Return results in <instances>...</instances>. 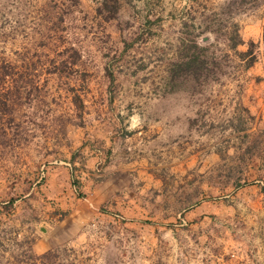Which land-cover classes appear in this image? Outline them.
Masks as SVG:
<instances>
[{
    "label": "rangeland",
    "instance_id": "rangeland-1",
    "mask_svg": "<svg viewBox=\"0 0 264 264\" xmlns=\"http://www.w3.org/2000/svg\"><path fill=\"white\" fill-rule=\"evenodd\" d=\"M0 264H264V0H0Z\"/></svg>",
    "mask_w": 264,
    "mask_h": 264
},
{
    "label": "trees",
    "instance_id": "trees-1",
    "mask_svg": "<svg viewBox=\"0 0 264 264\" xmlns=\"http://www.w3.org/2000/svg\"><path fill=\"white\" fill-rule=\"evenodd\" d=\"M107 2H108V0H103V3L106 4ZM117 9H118V5H117V2H115V4L112 7V15H114L116 13ZM235 35L238 36L236 30H235ZM239 42H241V38H239V36H238V38L236 39V43H239ZM193 43H194L195 46H199V44L196 41H193ZM254 59H255V57L252 54V56H251L249 62L247 63V65L250 64L251 62H253ZM197 61H199L198 55H194L193 57L188 56V58H186V59L176 60L174 62V64L177 65V66H182L184 64L190 65L191 63H197ZM201 61H199V62H201ZM7 73L8 72H5V70L1 71L2 77H4Z\"/></svg>",
    "mask_w": 264,
    "mask_h": 264
}]
</instances>
